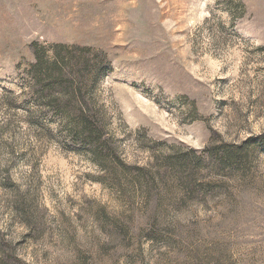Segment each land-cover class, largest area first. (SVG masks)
I'll list each match as a JSON object with an SVG mask.
<instances>
[{"label":"rangeland","instance_id":"1","mask_svg":"<svg viewBox=\"0 0 264 264\" xmlns=\"http://www.w3.org/2000/svg\"><path fill=\"white\" fill-rule=\"evenodd\" d=\"M57 45L112 172L41 118ZM0 264H264V0H0Z\"/></svg>","mask_w":264,"mask_h":264},{"label":"trees","instance_id":"2","mask_svg":"<svg viewBox=\"0 0 264 264\" xmlns=\"http://www.w3.org/2000/svg\"><path fill=\"white\" fill-rule=\"evenodd\" d=\"M73 48L79 53L70 51L68 45H57L51 62L45 61L44 55H37L34 78L38 80V88L34 98L42 108V114H39L47 123L57 122L67 140L82 144L97 164L112 172L119 157L109 145V139H103L102 110L90 92L92 79L89 73L93 66L88 54L93 53V49L86 46ZM95 56V76L108 74L112 65L107 55L97 52ZM227 156L232 160L234 155Z\"/></svg>","mask_w":264,"mask_h":264}]
</instances>
